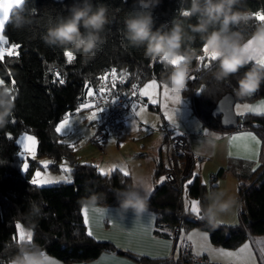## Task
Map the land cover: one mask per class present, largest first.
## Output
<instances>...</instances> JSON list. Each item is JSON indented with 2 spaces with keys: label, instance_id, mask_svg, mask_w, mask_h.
I'll return each mask as SVG.
<instances>
[{
  "label": "trees",
  "instance_id": "trees-1",
  "mask_svg": "<svg viewBox=\"0 0 264 264\" xmlns=\"http://www.w3.org/2000/svg\"><path fill=\"white\" fill-rule=\"evenodd\" d=\"M76 2L78 0H25L23 7L30 13L32 23L22 29L15 28L9 21L5 25L4 35L10 43H16L20 47L16 50L18 55H6L0 62V78L5 81L3 87H12V81L16 82L13 115L6 127L0 128V264H4L15 251L18 241L17 222L32 229V243L65 262H86L103 251L129 255L128 251L109 241L97 240L88 235L81 206L83 198L93 192L105 194L106 199L102 205H117L114 192L130 182L131 176H123L119 169L109 175H101L95 164L79 161L68 143L62 141V136L56 133L55 127L65 114L80 107L86 86L94 91L99 78L110 67L126 70L123 83L120 80L118 82V86L122 88L134 81L142 84L151 77L161 81V73L165 69L160 63L147 59L142 47H133L125 39L124 21L138 10L133 9L136 0H92L94 5L103 4L107 8L109 23L101 33L102 43L95 49L94 58L87 63L78 52H73V63H66L63 56L66 49L49 46L43 37L59 18L69 14V8ZM189 2L190 0H160L152 10L154 30L161 25L170 28L173 21H178L183 23L185 31H189L188 26L197 22L195 17L182 16V10L189 6ZM239 7L254 14L264 13V0H241ZM14 10L10 11L9 17ZM259 22L261 21L254 15L247 25L234 30L240 31L247 39ZM202 45L203 42L197 35L190 45L197 55L191 62L190 76L193 78L188 80L182 95L189 98L194 113L204 125L230 130L221 127L220 117L214 116L212 109L223 93L234 92L237 79L251 64L228 80L217 82L212 73L218 61H209L207 58L203 62L198 60V57L204 56ZM205 63L208 67H204ZM59 79L65 82L60 84ZM262 96L264 84L257 92L239 100H253ZM149 106L153 107L151 104ZM239 122L241 127L256 130L264 143V113H245L240 116ZM22 132H30L36 136L37 157L53 158L54 162L49 165L52 169L57 170V163L62 159L68 160L72 168V183L62 181L43 186L31 183L34 168L42 165L38 159L31 158L28 159V170H22L24 158L19 155L20 145L16 143V137ZM238 164L239 172H235L239 178V222L234 225L218 223L213 227L202 219L203 209L202 214L197 217H193L185 209L182 213L179 191L166 181L157 182L166 171L159 162L154 171L156 183L147 197V208L157 212V227H164L170 232L182 217V229L197 227L205 230L211 242L226 248L237 247L250 236L264 235V145L261 163L255 171L246 166L248 163L239 161ZM230 166L233 165L230 163ZM222 174L223 169H219L214 178ZM192 181L190 185L185 183V189L189 196L198 198L204 208V185L199 176H195ZM212 190H216V185L211 187ZM29 201L40 204L42 211L39 216H27ZM6 245L10 247L6 248ZM143 260L152 264H168L166 260Z\"/></svg>",
  "mask_w": 264,
  "mask_h": 264
},
{
  "label": "clouds",
  "instance_id": "clouds-1",
  "mask_svg": "<svg viewBox=\"0 0 264 264\" xmlns=\"http://www.w3.org/2000/svg\"><path fill=\"white\" fill-rule=\"evenodd\" d=\"M159 2L136 0L133 9L138 10L125 19L124 36L129 45L142 47L144 56L151 62L163 65L162 85L175 94H182L190 77L191 62L197 58L196 50L190 45L199 35L203 49L207 48L218 61L212 73L215 81L228 80L251 64L237 79L235 95L244 98L260 89L264 84V64L250 58L248 49L251 46L258 52H264V22H259L247 39L240 31L234 30L247 25L255 15L240 9L241 0H190L189 6L182 10V16L195 17L197 22L188 26L189 31H185L183 23L178 21H173L170 28L161 25L154 30L152 10ZM23 3L24 0H21L9 17V22L17 29L32 23ZM108 23L107 8L103 4L94 5L92 0H78L69 8L67 16L59 18L47 29L43 39L49 46L81 53L83 61L87 63L94 58L95 49L102 43L101 33ZM14 108L12 94L6 87L0 86V128L9 123ZM121 183L125 184L124 181ZM152 183L151 175L132 172L130 182L114 192L117 201L113 209L115 215L122 220L129 213L136 219L141 218L147 211V197L152 191ZM105 199V194L93 192L83 198L82 203L86 207L96 208ZM205 199L207 204L202 219L213 227L219 223L220 214L229 211L236 203L235 198L224 189L208 191ZM41 211L39 203L29 201V218L39 216ZM4 264H49V257L39 245L25 239L16 242L14 253Z\"/></svg>",
  "mask_w": 264,
  "mask_h": 264
},
{
  "label": "crops",
  "instance_id": "crops-1",
  "mask_svg": "<svg viewBox=\"0 0 264 264\" xmlns=\"http://www.w3.org/2000/svg\"><path fill=\"white\" fill-rule=\"evenodd\" d=\"M153 79H155L157 84L160 85V87L157 88L158 93H155L157 104L152 103V98H150L149 96H141L140 100L135 104V111H140L141 109H143V106H148L149 110H153L158 113L160 112L162 121L159 122L157 127L146 126L147 130H149L148 127H151L152 129H150L149 131L155 130V133L151 132V136L147 139L145 144H142V147L139 149L145 150V152L137 155L136 152H133L132 155L128 154L131 155L130 159H126V157L122 158V166L126 167L130 176L132 172L151 175L153 178V189L156 183V180H154V171L157 164L161 162L163 168L166 169L167 147L165 143V135L162 132L161 126L162 122L167 123L176 134H180L185 137L192 152L191 172L188 180L184 182L183 196L184 191L186 190L185 183L187 184L189 180H193L195 176H199L201 182L204 185V198L205 194L208 191H211V187L213 185H216V190L224 189L235 198V205L229 211L220 214L218 219L220 224H237L239 222L238 210L240 206V200L238 194L239 178L237 177L235 171L239 172V161L241 163H248V165L246 166H248L250 170L256 169L260 165L261 152L264 145L262 137L256 130L251 128L237 126L236 128L230 130H222L214 129L204 125L202 120L194 113L188 97H185L181 94V103H174L171 99L165 97L162 87L163 85L154 77H151V79L146 81L144 84H141L140 90L143 89L144 86L150 83ZM169 95H174V93H169ZM251 101L252 100L246 99L238 100L234 104V109L237 105L243 106L247 104L251 106H257L261 101H264V96L258 97V99H256L252 103ZM150 104L153 105V107H150ZM165 105H167V107H165ZM175 109H179V117L175 116ZM240 111L241 110L239 109L236 113L239 114ZM92 112H96L93 107L82 108L79 112L77 110L70 112L74 114L72 117L73 119H75L77 116L83 119L81 120V122L73 121L71 127L65 130L66 135L67 133H71L72 131H75L74 133H77V135L79 134V132L84 131L86 137L89 135L91 136L96 130V120L90 122L87 119V116ZM166 112L172 114L173 118L175 119V125L171 124L172 121L169 120L165 115ZM245 113L254 112L245 111L244 114ZM239 115L242 116L241 114ZM140 116L141 114L139 116H136L134 111L132 110V112L123 119L120 132L118 134L112 135L110 139L105 143H108V145L110 146L113 141L120 145V139H122V142H125L126 138L128 137L127 135H129L130 128L142 126V122L139 120ZM178 118L180 119V121ZM137 122H139L140 125H138ZM206 132L209 133V135H206ZM245 133H252L260 141V144L256 145L253 141L241 140L232 142L230 140V137L232 136H242ZM125 134L126 136H124ZM64 141H67L65 140V137ZM249 149L251 150V152H249ZM257 149L258 155L255 154ZM249 155H251V158H248ZM92 163H94L96 166L99 165L101 167V162H99L98 160H94L92 161ZM230 163L233 166H230ZM117 165L118 166L116 169L120 170L121 165ZM219 169H223V174L218 176L217 178H214V175ZM164 175L165 173L159 178V180H157V182H160L162 180L161 178H164ZM186 196L187 206L185 207L183 199L184 209L188 213H191L193 217H197L196 214L191 212V201L193 199L198 201L200 200L198 198L189 196L187 191ZM116 206L117 205H98L96 208L105 210L103 214H98L92 212V207H86L84 206V204H82L81 213L84 223V209H88L87 214L89 223H85L86 231L89 232V230L91 229V231L93 232V235L91 236H93L97 240L109 241L120 249L136 255H140L142 257L140 260L135 259L130 255L119 254L116 251H103L97 257L86 262H65L46 253L49 257V264L50 261L54 262V264H152L144 261L143 258L166 260L168 261V264H171V256H179V249L178 247L174 248V241L171 235H169L170 232L164 227H157V212L147 208V211L139 219L134 218L133 215L129 213L127 218L122 220L119 216L115 215L113 211ZM199 207L200 216L202 214V209L204 208L202 207L201 203L199 204ZM18 223L21 225L25 233L27 231H31L33 236L32 229L24 226L21 222H17V224ZM164 232L168 234H164ZM181 234L186 238L188 235H192L193 240H188L190 243L191 251L194 253L205 255L213 262L229 263L226 258L219 256L217 253L211 250H206L209 246L210 249H224L225 251L236 252L245 243H249L252 253L256 257V264H263L259 249L261 247H264V235L250 236L245 242L238 245L237 247L226 248L211 242L208 233L205 230L197 227L189 228L187 230L182 229ZM201 234L207 235L208 238L206 241L201 238ZM16 238L18 241H20L19 230L17 228Z\"/></svg>",
  "mask_w": 264,
  "mask_h": 264
},
{
  "label": "snow or ice",
  "instance_id": "snow-or-ice-1",
  "mask_svg": "<svg viewBox=\"0 0 264 264\" xmlns=\"http://www.w3.org/2000/svg\"><path fill=\"white\" fill-rule=\"evenodd\" d=\"M20 2H21V0H0V62H2L4 60V57L6 55L7 56L18 55V52L16 50L20 46L16 43H10L9 39L4 35V31H5L6 22L9 21L10 11H12L13 9H16L18 7V5H20ZM24 4H25V0H24L23 5ZM255 17L257 20L264 22V14H261L258 12L255 14ZM203 51H204L205 55L198 57V60H200L201 62H203L206 58L209 61L216 59L215 55L209 53L207 48H204ZM248 51L250 54V58H254L256 60V62L264 64V52H258L257 50L251 48V46L249 47ZM63 56L66 58V63H68V64L73 63L75 60V56H74L72 51L64 50ZM204 67H208V64L205 63ZM126 74H127L126 70L124 72L120 73L119 79H120L121 83H123L124 79L126 78ZM8 75L10 76L11 73H8ZM107 75H111L112 82H113L112 86L115 87V81L117 79L116 69L113 68L110 73H107ZM57 76L59 77V74H57ZM192 78L193 77H191V76L189 77V79H192ZM99 79L102 82L100 85V89H98V91L94 93L90 87L86 86L85 95L93 97L107 87V84L103 83L104 77L102 76ZM64 82L65 81L63 79H59L60 84H63ZM15 83H16L15 80H13L12 81V87H6L9 91V93L12 94L14 99H16V96L14 95ZM4 84H5L4 79L0 78V86H3ZM136 87L137 86L134 84L133 89L135 90ZM158 87H160V85H158L156 80L153 79L150 83L146 84L143 89L140 90V95L141 96H149L150 98H152V103H156L157 101L155 99V90ZM162 87H163V92H164V95L166 98L171 99L174 103H181L180 95L175 94V93H174V95H169V93H173V92L167 86L163 85ZM149 90H151V91H149ZM133 94H135V92ZM92 106H93L92 104L85 102V103L80 105V107L77 109V111L79 112L82 108L92 107ZM165 107H167V105H165ZM236 107L241 110L239 113L241 115H243L245 111L260 114L261 112H264V101H261L260 104L257 106H251V105L245 104L243 106L237 105ZM102 109L104 110L105 108H100V109H98V111H101ZM132 109H133L136 116H139L141 114V111H143V109H141L140 111H135L136 105L134 103L132 104ZM174 111L177 113L179 111V109H175ZM73 115L74 114H72V113H68V114H65L63 116L61 122L58 125H56V127H55L56 133L60 134L63 137H66L65 130L71 127L73 121L81 122V120L83 119V118L78 117V116L75 119H73L72 118ZM165 115L175 125V119L173 118L172 114L166 112ZM97 117H98L97 112H92L90 115L87 116V119L91 122V121L97 120ZM12 122L15 123V121H12ZM154 126L155 125H153V127ZM205 134L209 135V133H207V132ZM93 135H95V133H93ZM230 140L232 142H237V141H241V140L253 141V142H255L256 145L260 144V141L252 133H245L242 136H232V137H230ZM26 142H28V143H26ZM16 143L22 145V147H23V151H21L19 153V155L25 156V153H28L31 155L32 159L36 158L37 140L34 136L25 134L24 137L22 138V140H16ZM68 146L74 147V144L69 143ZM249 152H251L250 149H249ZM255 154L258 155V149H257ZM248 158H251V155H249ZM52 163L53 162L49 161V160L41 161V164L43 165V168L45 170H47L49 165ZM96 167L99 168L101 175H109L111 172L116 170L117 165H112L111 167H109L107 169L100 167L99 165H97ZM28 168H29V164L27 163V157H25V161L22 164V170L27 171ZM60 169L64 173H71L72 172V169L70 167H68L66 161L61 163ZM120 171L122 172L123 176L129 175V172L127 171L126 167H124V166L120 167ZM253 171H255V169H253ZM161 179L163 180L164 178H161ZM60 180H63L64 182L69 183V184L72 183L70 176H61L60 178H55V177H52L50 175H47L46 173L42 175L41 171H36L35 177L32 179L31 183L33 185L43 186V185H50V184L58 183ZM192 182H193L192 180H189L188 184L190 185V184H192ZM199 204H200V201H198V200L193 199L191 201V212L196 214L197 216H199V214H200ZM186 206H187V202H186ZM84 212H85V223L88 224L89 223V218H88V214H87L88 209L85 208ZM92 212L98 213V214H103L105 212V210L100 209V208H93ZM16 228L19 230L20 241H24L25 239L29 242L32 241L33 237H32L31 231H27L25 233L19 223L16 225ZM88 235L89 236L93 235V232L91 231V229L89 230ZM201 238L206 241L208 237L206 234H201ZM187 239L193 240V236L188 235ZM206 250H211V251L217 253L219 256L226 258L229 261V264H256V257L252 253V250L250 248L249 243H245L236 252L225 251L224 249H210V246ZM259 253H260L261 260L264 261V247H261L259 249ZM197 254H199V253H197ZM50 264H54V262L50 261Z\"/></svg>",
  "mask_w": 264,
  "mask_h": 264
},
{
  "label": "built area",
  "instance_id": "built-area-1",
  "mask_svg": "<svg viewBox=\"0 0 264 264\" xmlns=\"http://www.w3.org/2000/svg\"><path fill=\"white\" fill-rule=\"evenodd\" d=\"M264 14V13H261ZM115 67H110L103 73L104 81L107 87L97 95L90 97L85 95L81 103L88 102L92 104L97 112L95 135L92 141L103 144L112 135L118 134L121 130L123 119L132 112V104H136L140 98V83L134 81L131 85L122 88L118 86L120 69H116L117 79L115 87L112 86L111 75H107ZM101 81L95 87L94 93L100 89ZM136 89H133V85ZM135 92V94H133ZM115 101V102H114ZM114 102V103H113ZM100 108H105L102 112ZM241 126L240 122L238 127ZM162 131L165 135V143L167 147V161L164 179L160 183L166 181L173 185L180 193L181 211H184L183 205V185L185 178L190 175L192 167V152L189 148L187 140L184 136L176 134L174 130L165 122H162ZM148 129H152L148 127ZM182 217L181 220L170 230V235L174 241V248L178 247L179 256H171V264H229L213 262L207 256L197 254L191 251L190 243L185 236H182ZM264 264V261H263Z\"/></svg>",
  "mask_w": 264,
  "mask_h": 264
},
{
  "label": "rangeland",
  "instance_id": "rangeland-1",
  "mask_svg": "<svg viewBox=\"0 0 264 264\" xmlns=\"http://www.w3.org/2000/svg\"><path fill=\"white\" fill-rule=\"evenodd\" d=\"M149 79H147L146 81H148ZM146 81H144L142 84H144ZM156 92L158 93V89L157 91L155 90V93ZM256 99L252 100L251 103L255 101ZM237 110L239 109L238 108L236 109L235 107L236 112ZM179 115H180V112H178L177 114L175 113V116L179 117ZM61 120L57 123V125L61 122ZM139 120L142 122L141 124L142 126H136L135 128H130L129 135H127L128 137L126 138V141L122 142V139L119 140L120 145L115 143V141H113L110 146L108 145V143L106 144L105 142L108 141L110 137L103 143L105 145L98 144L92 141L91 138L93 134L91 136L89 135L86 137L84 131L79 132L78 135L77 133H74L75 131H72L71 133H67L65 140H67L66 142L68 144L69 143L74 144V147H71L73 155L81 162H91L92 163V161L98 160L99 162H101V167L105 169L109 168L113 164L115 165L120 164L122 166L123 164L122 158L126 157V159H130V156L133 154V152H136V155L142 154L145 152V150H139V149L142 147V144H145L147 139L151 136L150 135L151 132L155 133V130L154 131L147 130L146 126L153 127V125H155L154 127H157L159 122L162 121V118L160 116V112L158 113L156 111L149 110L148 106H143V111H141V116L139 117ZM137 124L140 125L139 122H137ZM25 134L32 135L36 138V136L33 133L22 132L16 137V140H22ZM124 136H126V134ZM62 141H64L63 136H62ZM36 149H37V144H36ZM21 151H23L22 145H20V152ZM128 154H131V155H128ZM22 157L24 158V161H25V157H27V163L29 164V167H30V163L28 159H31V155L28 153H25V156H22ZM37 158L39 159L40 163L41 161H44V160H49V161L54 162V159L51 157H40L39 158L37 157V154H36L35 159ZM65 161L67 162L68 167L71 168L68 160L62 159L61 161L57 163L58 164L57 170L52 169L50 166L48 167L47 170H45L41 165H40L41 167L36 166L33 170V178L35 177L36 171H41L42 175L46 173L47 175H50L55 178H60L61 176L71 177V173H64L60 169L61 163ZM62 181L63 180H60L59 182H62ZM54 184H57V183H54ZM54 184H50V185H54ZM183 199H184V203L186 207V202H187L186 190L184 191Z\"/></svg>",
  "mask_w": 264,
  "mask_h": 264
},
{
  "label": "water",
  "instance_id": "water-1",
  "mask_svg": "<svg viewBox=\"0 0 264 264\" xmlns=\"http://www.w3.org/2000/svg\"><path fill=\"white\" fill-rule=\"evenodd\" d=\"M239 99L240 97H237L234 92L226 91L217 100L214 108L212 109V114L220 117L221 127L223 129H233L239 125L240 115L237 114L234 109V104ZM128 254L138 260L142 258L140 255H136L131 252Z\"/></svg>",
  "mask_w": 264,
  "mask_h": 264
}]
</instances>
